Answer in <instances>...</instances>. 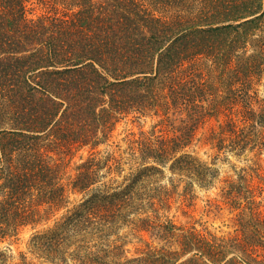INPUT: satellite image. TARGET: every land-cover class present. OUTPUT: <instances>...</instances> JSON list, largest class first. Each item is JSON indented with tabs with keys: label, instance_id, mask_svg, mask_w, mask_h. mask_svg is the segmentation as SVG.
<instances>
[{
	"label": "trees",
	"instance_id": "trees-1",
	"mask_svg": "<svg viewBox=\"0 0 264 264\" xmlns=\"http://www.w3.org/2000/svg\"><path fill=\"white\" fill-rule=\"evenodd\" d=\"M263 76L264 0H0V241L74 194L81 199L32 240L48 264H264V205L242 177L219 193L234 236L162 212L182 184L191 194L220 182L210 165L177 157L214 117H227L209 138L219 151H264V104L255 110L251 93ZM171 111L181 133L131 139L139 165L113 176L121 160L96 148L117 122ZM59 147L90 150L68 184L63 163L49 160ZM170 163L168 187L158 177ZM130 237L146 244L131 256Z\"/></svg>",
	"mask_w": 264,
	"mask_h": 264
},
{
	"label": "rangeland",
	"instance_id": "rangeland-1",
	"mask_svg": "<svg viewBox=\"0 0 264 264\" xmlns=\"http://www.w3.org/2000/svg\"><path fill=\"white\" fill-rule=\"evenodd\" d=\"M41 7L43 6L37 8V14L42 13L43 9ZM211 82L212 88H220L223 92L225 91V81L218 82L213 77ZM252 88L251 93L255 97L253 107L259 111L264 104V76L260 80L255 79ZM220 118L222 120L227 119L224 115L221 117L217 116L208 121L204 127L203 125L200 126L190 146L183 153L181 152L177 155L179 157L184 153H188L200 162L215 168L219 172L220 182H218L215 188L209 190L200 188L198 185L194 186L191 194H185V185L182 184V186L172 191L173 198L170 201L171 205L169 208L162 210V212L179 225L195 226L198 230H208L218 236H234L236 235L233 220L234 215L224 204L219 194L221 187H223L224 180L227 178L239 180L242 177L244 182L250 185L258 196L257 200L261 201L264 205V151L260 154H256L254 151H248L244 155H238L229 150L219 151L213 143L209 142V138L212 129L218 128ZM183 126L180 116L173 114V111L170 112L169 118L168 115L162 116L155 114V112L140 117L138 115L136 116V114L123 116L117 122L114 131L110 133L111 138L109 143L98 146L96 151L100 152L101 156L116 152V157L121 160V169L118 170L113 167L115 171L113 176L117 175L118 172L126 175L130 173L132 167L136 169L139 165L131 161L127 151L131 139L144 135L151 136L153 134L163 137L178 136ZM53 150L56 151H53L49 155V160L52 163H63V181L65 184H68L71 178L75 176L77 166L83 163L90 155L88 147L78 151L75 150L73 154H65L66 151L64 152L60 147ZM151 165L153 164L151 163ZM170 165L171 163L163 169L164 176L158 177L161 178L159 184L168 187L171 186V179H177L169 170ZM81 197L82 195H69V202L65 207L48 215L42 210L40 214L42 218L39 216L38 221H35L37 224L34 222V224L22 227L18 234L0 241V264H24L25 259L33 264H48V262H44L38 256V253L33 250L32 240L38 232L45 231L53 226ZM217 204L220 206H217ZM146 239L148 238L146 237ZM150 241L154 245L164 244L155 239H151ZM144 247H146L144 242L130 237L128 238L125 250L131 256L137 250L143 249ZM67 264L76 263L69 260Z\"/></svg>",
	"mask_w": 264,
	"mask_h": 264
}]
</instances>
